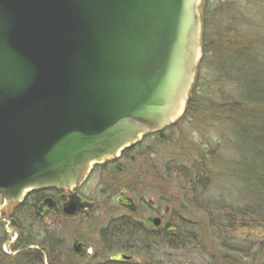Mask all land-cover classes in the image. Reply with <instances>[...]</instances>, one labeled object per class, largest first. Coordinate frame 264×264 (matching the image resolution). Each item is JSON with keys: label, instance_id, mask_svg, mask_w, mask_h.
<instances>
[{"label": "water", "instance_id": "obj_1", "mask_svg": "<svg viewBox=\"0 0 264 264\" xmlns=\"http://www.w3.org/2000/svg\"><path fill=\"white\" fill-rule=\"evenodd\" d=\"M203 1L0 0V210L71 191L94 164L176 126L202 58ZM93 207L74 196L63 213ZM53 209L46 199L38 212Z\"/></svg>", "mask_w": 264, "mask_h": 264}, {"label": "trees", "instance_id": "obj_2", "mask_svg": "<svg viewBox=\"0 0 264 264\" xmlns=\"http://www.w3.org/2000/svg\"><path fill=\"white\" fill-rule=\"evenodd\" d=\"M207 1L204 0L200 8L202 58L196 68L195 81L190 92L187 112L191 114L201 104L196 89L198 81H200L198 71L207 53L205 42L207 30L211 28L213 32L210 33L209 44L210 48L215 50L214 63L217 64L216 66L225 81H233L238 85L237 102L227 105L229 113L225 115L227 117L226 121L232 122L230 146L233 159L219 157L218 155L209 157L202 154L199 164H196L194 168L184 167L185 171L182 172L184 174L183 197L187 205L197 207L196 200L199 198L198 196L202 195L204 179L208 180L223 176V178H230L238 184L239 191L237 194L240 195L241 199L248 200L249 204L234 206L218 202L202 207L208 217L209 232L215 240V245L211 246L210 249L207 248L206 250L205 243L199 246L200 240H202L201 234L199 235V230L197 231L195 225L190 221H183L180 225H176V222H174L173 228L167 230L166 247L169 250L177 251L194 245L196 250L199 248V252L201 247V254L208 257L206 262L209 264H264V68L261 73L257 72L251 79L243 81L245 76L238 79L227 72L226 69L234 66H227V62L220 54L223 48H231L239 52L245 46L251 56L261 57L264 55V33L257 30L258 25L255 27L256 32L254 34L242 35L235 28L248 25L247 16L245 15L246 7L242 8V15L230 18L231 23L228 26L222 28V23L219 20L216 28L213 18L222 3L218 7H214L210 16L207 17L205 12ZM245 1L247 5L257 2V0ZM227 3L233 5L232 0H227L224 5ZM246 74L248 75V73ZM238 131L241 136L246 135L245 148H242V146L239 149L237 148L238 144L241 143L236 134ZM256 145H259L262 151H257L255 149ZM244 151H246L245 156L243 155ZM123 156H126L125 152ZM30 222L36 225L40 224L35 216H32ZM23 226L29 227L25 224ZM143 236L144 239L136 240V250L133 252V254L141 257V261L136 263L112 262L105 257L100 263L93 264H164L158 256L160 252L159 245L157 244V248H155L153 241L146 238L145 235ZM6 240L7 238L0 229V247ZM40 240L32 231L25 228L19 240L11 248L12 251H15L21 245L22 249L13 256L5 254L0 249V259H2L0 264H54L48 253L47 238L41 240L44 243L40 242V245L45 247L44 252L42 249L32 247L38 244L37 241ZM110 251H113V249H110ZM88 264H92L90 260H88Z\"/></svg>", "mask_w": 264, "mask_h": 264}, {"label": "rangeland", "instance_id": "obj_3", "mask_svg": "<svg viewBox=\"0 0 264 264\" xmlns=\"http://www.w3.org/2000/svg\"><path fill=\"white\" fill-rule=\"evenodd\" d=\"M226 1L208 0L205 6V12L207 17H209L212 13L211 10L222 3L219 11L215 14L214 18L212 17L216 28L218 27L219 20L222 23V28L226 25L228 26L231 23L230 18L242 15V8L246 7L247 11L245 15L247 16L248 25H241L235 28L242 35L254 34L256 32L255 27L258 25L257 30L264 33V0H257L256 3H251L250 5H247L245 0H232L233 5L231 3L224 5ZM211 32L213 31L209 28L205 42L207 53L198 71L200 73V81H198L196 89L201 101L200 106H197L191 114H188L187 119H184L175 127L163 130L160 137L143 139L137 149H134L130 154L131 156L129 154L126 155L128 160L122 163L124 165L123 173L134 174L135 177L137 175L136 180L144 182L142 183V187L144 184L146 185L144 180L150 177L151 174L166 175V191L169 196L172 195L174 197V195H177L176 190H173L175 183L177 181H184V174L182 173L185 171L184 167L194 168L196 164H199L202 154H206L209 157L218 155L219 157H230L233 159L230 146L232 122L226 121L227 117L225 115L229 113L227 105L237 102L238 85L233 81H225L216 66L217 64L214 63L215 50L210 48L209 44ZM220 54L227 62V66H234L233 68L226 69L227 72L238 79L245 76L243 77V81L251 79L255 73L263 71L264 55L261 57L251 56L245 46L239 52L231 48H223ZM236 134L242 143H239L237 148L239 149L241 146L245 148V143L247 142L246 135L241 136L239 131ZM255 149L262 151L259 145H256ZM243 155H246V151L243 152ZM117 175H119L118 171L111 169V167L96 169L95 175L84 183L85 179L83 181L84 184L80 188L83 196L98 202L100 205L98 212H102L98 214L102 220L96 215L97 218H92L90 222H86L87 228L92 231L90 233L91 245H94L97 241L96 231L98 228L104 226L109 220L107 217L111 216L114 210H116L114 206L115 192L111 190L108 193L106 189L111 185V180L119 178L116 177ZM204 181L202 195L198 196L199 198L196 200L197 207L187 205L183 197L182 216L183 221L192 222L197 231L199 230L198 233L200 232L199 235L201 234L202 238L199 246L205 243L207 250V248L210 249L211 246L215 245V240L209 232L208 217L202 207L218 202L234 206L249 204V202L239 197L240 195L237 194L239 186L230 178L220 176L208 180L204 179ZM245 194L249 195L247 192ZM1 209V212L5 211L4 213H8L10 207L6 204ZM104 212L109 213V215L104 217ZM17 219L19 218L17 217ZM7 236H9L7 239L10 240L14 236V233L8 230ZM8 244L2 245V248L7 250V252L10 250ZM201 251V247L199 252V248L196 250L194 245L177 251L169 250L166 247V249L158 253V256L164 264H209L206 262L208 257L202 255ZM134 259L136 263L139 260V255H136Z\"/></svg>", "mask_w": 264, "mask_h": 264}, {"label": "flooded vegetation", "instance_id": "obj_4", "mask_svg": "<svg viewBox=\"0 0 264 264\" xmlns=\"http://www.w3.org/2000/svg\"><path fill=\"white\" fill-rule=\"evenodd\" d=\"M188 113L186 109L184 116L178 123L187 119ZM163 130L144 135L139 142L125 151L123 150V152H126L125 155H130L142 143L143 139L160 137ZM123 152L116 159L105 161L102 164H94L84 181L85 183L90 177L94 176L96 169L111 167V169H116L119 174L116 176L119 177L118 179L109 180L111 185L106 189L108 193L111 190L115 192L114 206L116 210L111 216L109 213L104 212V217L109 215L107 217L109 220L96 231L97 241L94 245H91L90 233L92 231L87 228L86 222H90L92 218H97L98 214L102 212H98L100 208L98 202L87 199L80 192V188L84 184L82 183L71 191L58 189L34 190L25 194L20 202L7 204L10 207L8 213H4L5 211L1 212V209L0 229L6 238L9 237L7 236L8 230L14 233L12 239H7L2 244L6 245L9 243V252L4 250L1 245L0 249L2 252L13 256L22 249L21 245H19L17 250H11L25 228L32 231L39 240L47 238L48 253L54 264H88V260L93 264L100 263L105 257L112 262L135 263L134 257L136 255L133 254L136 250L135 242L136 240L144 239L143 235L153 241L155 248H157L158 244L160 251L166 249L167 230L173 228L174 222H176V225H180L183 222V181L175 183L173 190H176L177 195H174V197L172 195L169 196L166 191V175L151 174L150 177L144 180L146 185L144 184L142 187L144 182L137 181V175L135 177L134 174L123 173L124 165L122 163L128 160L126 156H123ZM74 196L81 202L93 203V209L91 211L86 209L78 210L72 215L64 214L63 205L69 204ZM46 199H51L55 202L56 210H50L45 216H40L38 212L39 206ZM31 215L35 216L40 224L31 223ZM99 218L102 220L101 216ZM149 219L158 221L159 226H152L154 223L149 221ZM23 224L29 227H24ZM41 240L37 241L38 244L32 247L42 249L44 252L45 247L40 245ZM82 246H85V253H80L76 250ZM110 249H113V251H110ZM88 251L89 254L87 253ZM119 253L132 256V259L129 261L111 260L112 257ZM139 261H141L140 256ZM0 262H2V259H0Z\"/></svg>", "mask_w": 264, "mask_h": 264}]
</instances>
